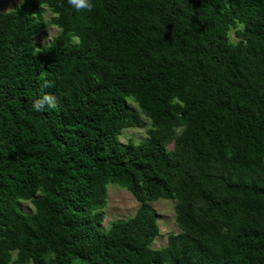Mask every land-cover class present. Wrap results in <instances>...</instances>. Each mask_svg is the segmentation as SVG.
I'll use <instances>...</instances> for the list:
<instances>
[{"label": "trees", "instance_id": "trees-1", "mask_svg": "<svg viewBox=\"0 0 264 264\" xmlns=\"http://www.w3.org/2000/svg\"><path fill=\"white\" fill-rule=\"evenodd\" d=\"M91 2L0 11V264H264V0ZM108 184L140 203L104 229Z\"/></svg>", "mask_w": 264, "mask_h": 264}, {"label": "rangeland", "instance_id": "rangeland-1", "mask_svg": "<svg viewBox=\"0 0 264 264\" xmlns=\"http://www.w3.org/2000/svg\"><path fill=\"white\" fill-rule=\"evenodd\" d=\"M19 0H0V11H6L11 9L15 3ZM43 20L46 22L50 13L48 10H44L42 13ZM58 32V29L50 24H46L45 27L34 36L33 40L45 43L52 36ZM229 38L234 39L232 30L228 33ZM76 41V38L73 37ZM129 105L134 107V104L129 101ZM143 122L142 127H131L122 130L121 135L118 137L120 142H137L141 139L148 128V120L141 116ZM171 146L168 145V148ZM19 207L23 211H31L32 205L29 201H18ZM138 202L134 200L132 195L114 184H108L106 186V203L103 207V220L101 226L105 229L108 227L112 219H123L131 216L138 206ZM150 210L155 214L156 224L158 227V235L154 238L151 247L157 248L162 246L165 242V236L168 233L178 232L177 227L173 221V201L168 199L158 198L148 203ZM73 264H85L80 259L75 258Z\"/></svg>", "mask_w": 264, "mask_h": 264}, {"label": "clouds", "instance_id": "clouds-1", "mask_svg": "<svg viewBox=\"0 0 264 264\" xmlns=\"http://www.w3.org/2000/svg\"><path fill=\"white\" fill-rule=\"evenodd\" d=\"M68 4L72 7V8H74L76 11H84V10H88V11H91L92 10V8H93V4H92V2H91V0H68ZM243 30V26H241V31ZM51 85L50 84H45V87H50ZM45 107H47V108H50V109H55L56 107H57V100H56V97L54 96V95H52V94H50V93H46V94H44L42 97H40L39 99H36L35 101H33V103H32V109L34 110V111H36V112H41V111H43L44 109H45ZM142 126H143V124H142ZM148 126H149V123H148ZM131 128V127H130ZM134 128H136V127H134ZM148 129V128H147ZM146 129V130H147ZM122 133V132H121ZM121 135V134H120ZM119 135V136H120ZM118 136V137H119ZM144 136H146V132H145V135ZM119 140V139H118ZM127 142V141H126ZM168 145H170L171 147H172V142H170V143H168L166 146H167V148H168ZM170 147V148H171ZM115 185V184H114ZM119 187V186H118ZM120 188H123V187H120ZM124 190H126L125 188H123ZM127 191V190H126ZM127 192H129V191H127ZM130 193V192H129ZM131 194V193H130ZM132 195V194H131ZM132 197L134 198V196L132 195ZM158 199V198H157ZM162 199H165V198H162ZM134 200L136 201V202H138V203H140L139 201H137L135 198H134ZM168 200H172L173 201V204H174V200L173 199H168ZM153 201V200H152ZM149 202H151L150 200L149 201H146V204L148 205V207H149ZM105 203H106V201H105ZM138 206H139V204H138ZM137 206V207H138ZM104 207V206H103ZM150 208V207H149ZM103 209V208H102ZM137 209V208H136ZM135 209V210H136ZM172 209H173V221H174V208H173V206H172ZM151 211V210H150ZM135 212V211H134ZM133 212V213H134ZM152 212V211H151ZM153 213V212H152ZM133 215V214H132ZM131 215V216H132ZM153 215H154V224H155V227H156V233H155V235H154V237L152 238V240H151V242H150V247H151V244H152V242H153V240H154V238L158 235V227H157V224H156V219H155V214L153 213ZM101 224V223H100ZM174 224H175V222H174ZM175 226H176V224H175ZM177 227V226H176ZM178 229V228H177ZM179 231V230H178ZM177 233V232H176ZM168 234H170V233H168ZM167 234V235H168ZM172 234H175V233H172ZM167 235L165 236V242H164V244L162 245V246H164L165 244H166V237H167ZM162 246H159V247H162ZM151 248H153V247H151Z\"/></svg>", "mask_w": 264, "mask_h": 264}]
</instances>
